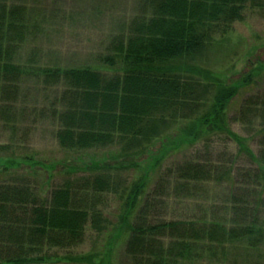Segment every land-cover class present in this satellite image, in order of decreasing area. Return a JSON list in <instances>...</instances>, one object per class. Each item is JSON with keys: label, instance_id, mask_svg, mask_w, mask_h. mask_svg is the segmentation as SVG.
Returning a JSON list of instances; mask_svg holds the SVG:
<instances>
[{"label": "trees", "instance_id": "1", "mask_svg": "<svg viewBox=\"0 0 264 264\" xmlns=\"http://www.w3.org/2000/svg\"><path fill=\"white\" fill-rule=\"evenodd\" d=\"M249 6L263 9L264 0H142L139 15L99 55L111 72L105 73L20 62L30 33L28 9L21 0H0V120L13 126L19 122L24 80L62 86L50 109L60 147H116L110 157L116 154L121 160L93 162L85 175L67 177L51 188L22 167L33 159H17L16 153L10 155L11 146L0 144V264H97V247L75 250L84 243L87 227L100 234L113 227L111 232L121 237L126 226L125 253L131 264H194L232 254L238 243L248 251H264V96H248L235 117L260 121L256 154L230 129L227 115L233 99L260 71L253 68L233 81L201 65L216 36L244 21ZM215 134L238 142L255 164L239 170L242 181L232 190L224 217L161 219L147 197L139 206L148 174L123 186L122 172L138 167L156 140L163 146L202 141L209 147ZM162 156L154 159L155 165ZM174 171L185 181L218 179L222 172L221 165L200 160L178 163ZM107 193L123 200L120 229L100 209ZM100 264L110 262L101 259Z\"/></svg>", "mask_w": 264, "mask_h": 264}, {"label": "rangeland", "instance_id": "2", "mask_svg": "<svg viewBox=\"0 0 264 264\" xmlns=\"http://www.w3.org/2000/svg\"><path fill=\"white\" fill-rule=\"evenodd\" d=\"M21 1L28 9L30 33L19 52L20 62L30 61L52 68L91 67L105 73L111 72L100 64L99 55L105 52L115 34L127 30L130 22L139 15L142 5V0ZM201 65L213 75L226 80L229 77L233 81H238L242 74L253 68L260 71L255 74L257 76L254 82L242 88L227 109L230 129L244 138L246 145L256 154L260 148V121L247 118V122H243L235 117L248 96H264V8L249 6L245 11L244 21L235 22L225 34L216 36ZM23 82L18 101L22 116L16 126L0 120V144L11 146L10 155L16 153L17 159H33L32 165L23 163L22 167L35 175L37 183L52 188L67 177L85 175L86 167L93 162L121 161L116 154H113L114 158L110 157L118 151L116 147L88 151L61 148L56 139L57 124L50 109L51 103L64 88L47 86L34 78ZM210 139L209 147L202 141L190 145L179 143L180 146L177 147L172 142L163 146L159 139L156 140L151 153H146L141 158L138 167L122 172L123 186H130L140 176L148 174L145 195L139 206L145 204L147 197L150 203H156L153 212L157 215L155 217L161 219L224 217L231 192L242 181L239 170L254 168L255 164L250 162L238 142L226 134H215ZM161 155L162 158L155 165L154 159ZM195 160L204 164L221 165L222 172L218 179H178L174 166ZM34 162L37 164L33 165ZM17 171L25 172L23 169H13L11 172ZM49 174L53 176L48 180ZM3 176L4 173H0V180ZM222 176L227 177L223 179ZM100 209L120 229L119 218L123 211L121 197L114 193L105 194ZM261 209L264 216V203ZM133 220L134 218L131 222ZM125 227L121 237L111 232L114 231L113 227L109 228V232L101 234L87 227L84 243L75 250L88 252L97 247L101 250L100 260L106 259L110 264H131L125 253V241L128 237ZM234 247L237 249L232 254L229 251L227 254L220 253L194 264H264L263 250L248 251L245 243H238ZM100 260L96 263L100 264Z\"/></svg>", "mask_w": 264, "mask_h": 264}]
</instances>
